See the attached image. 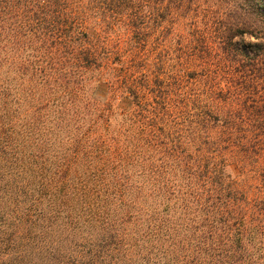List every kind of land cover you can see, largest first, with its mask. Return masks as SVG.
<instances>
[{"label":"trees","instance_id":"obj_1","mask_svg":"<svg viewBox=\"0 0 264 264\" xmlns=\"http://www.w3.org/2000/svg\"><path fill=\"white\" fill-rule=\"evenodd\" d=\"M0 264H264V0H0Z\"/></svg>","mask_w":264,"mask_h":264}]
</instances>
